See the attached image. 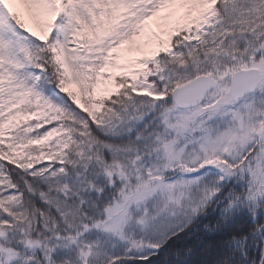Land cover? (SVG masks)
<instances>
[{
	"label": "snow or ice",
	"instance_id": "6c2138e0",
	"mask_svg": "<svg viewBox=\"0 0 264 264\" xmlns=\"http://www.w3.org/2000/svg\"><path fill=\"white\" fill-rule=\"evenodd\" d=\"M0 264H264V0H0Z\"/></svg>",
	"mask_w": 264,
	"mask_h": 264
}]
</instances>
